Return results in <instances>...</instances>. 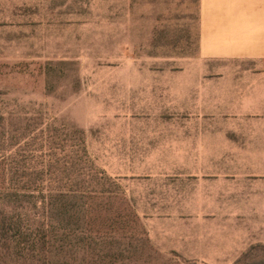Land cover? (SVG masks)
Listing matches in <instances>:
<instances>
[{
    "label": "rangeland",
    "instance_id": "374dc122",
    "mask_svg": "<svg viewBox=\"0 0 264 264\" xmlns=\"http://www.w3.org/2000/svg\"><path fill=\"white\" fill-rule=\"evenodd\" d=\"M197 18V0H0V114L9 137L22 124L12 160L44 187L124 196L148 234L137 206L152 200V161L205 111L181 93L220 78L199 57Z\"/></svg>",
    "mask_w": 264,
    "mask_h": 264
},
{
    "label": "crops",
    "instance_id": "0c3cea01",
    "mask_svg": "<svg viewBox=\"0 0 264 264\" xmlns=\"http://www.w3.org/2000/svg\"><path fill=\"white\" fill-rule=\"evenodd\" d=\"M197 17L199 57L220 78L181 93L205 111L152 161V200L137 210L161 253L234 264L264 244V0H197Z\"/></svg>",
    "mask_w": 264,
    "mask_h": 264
},
{
    "label": "trees",
    "instance_id": "16d2710c",
    "mask_svg": "<svg viewBox=\"0 0 264 264\" xmlns=\"http://www.w3.org/2000/svg\"><path fill=\"white\" fill-rule=\"evenodd\" d=\"M6 116L0 114V264L173 262L151 246L124 196L79 190L68 178L44 187L28 177L31 169L11 155L20 144L22 124L9 137ZM59 168L50 166L47 173L70 172L67 165ZM234 264H264V245L251 246Z\"/></svg>",
    "mask_w": 264,
    "mask_h": 264
}]
</instances>
